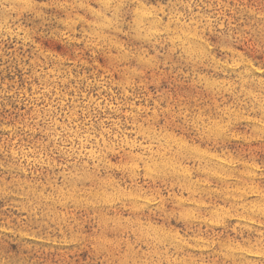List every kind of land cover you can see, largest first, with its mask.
<instances>
[{
    "label": "rangeland",
    "instance_id": "1",
    "mask_svg": "<svg viewBox=\"0 0 264 264\" xmlns=\"http://www.w3.org/2000/svg\"><path fill=\"white\" fill-rule=\"evenodd\" d=\"M0 264H264V0H0Z\"/></svg>",
    "mask_w": 264,
    "mask_h": 264
}]
</instances>
